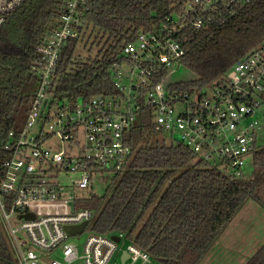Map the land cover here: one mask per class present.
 <instances>
[{"label": "built area", "instance_id": "1", "mask_svg": "<svg viewBox=\"0 0 264 264\" xmlns=\"http://www.w3.org/2000/svg\"><path fill=\"white\" fill-rule=\"evenodd\" d=\"M238 1L248 0H188L180 14L121 46L130 64L115 77L118 95L73 104L56 95L58 68L68 41L85 31L87 0H63L58 22L45 34L32 63L37 88L24 122L9 132L0 161V231L10 238L17 264L80 259L84 264H121L124 252V264L152 263L126 234L94 232L93 211L77 207L88 196L76 194L91 187L94 173L126 167L133 155L126 134L143 108L150 109L156 130L183 143L197 159L235 178L247 175L263 131L264 42L236 62L220 84L179 90L164 84L166 77L155 80L163 69L179 66L184 55L175 35L208 27L211 14ZM23 2L0 0V37L7 17ZM125 68L129 73L124 78ZM28 214L33 218H25ZM84 222L76 235L65 228ZM83 235V241L73 242ZM58 251L62 259L56 257Z\"/></svg>", "mask_w": 264, "mask_h": 264}, {"label": "trees", "instance_id": "2", "mask_svg": "<svg viewBox=\"0 0 264 264\" xmlns=\"http://www.w3.org/2000/svg\"><path fill=\"white\" fill-rule=\"evenodd\" d=\"M188 0H87L86 28L63 49L56 95L76 104L95 96H116L118 71L130 60L121 46L140 31H153L167 16L182 12ZM63 0H24L6 19L0 37V161L9 132L25 119L37 78L32 63L45 34L58 22ZM200 30L175 35L184 55L179 65L197 79L174 84L194 90L220 84L231 67L264 42V0L238 1L211 14ZM106 39L95 58L77 54L86 32ZM169 71L162 70L160 81ZM149 108L126 134L133 155L108 195L81 199L77 207L94 213L91 229L124 233L161 264H200L247 200L264 208V143L252 154L247 175L235 178L197 159L183 143L163 136ZM264 134V116L263 131ZM261 134V136H262ZM0 264H17L11 244L0 231ZM246 264H264V245Z\"/></svg>", "mask_w": 264, "mask_h": 264}, {"label": "rangeland", "instance_id": "3", "mask_svg": "<svg viewBox=\"0 0 264 264\" xmlns=\"http://www.w3.org/2000/svg\"><path fill=\"white\" fill-rule=\"evenodd\" d=\"M100 36L97 31L91 30L86 32V38L82 41L78 48L77 54L81 58H95L99 49L104 45L106 39L98 45ZM126 74L128 68H125ZM124 69V71H125ZM196 75L188 68L182 65H176L169 70L168 75L164 79V84H177L180 82H190L196 80ZM126 83V80L123 79ZM208 94H211L210 89H207ZM125 109L124 107H122ZM264 143V134L260 139V144ZM251 161V160H250ZM248 164V169L251 168V164ZM119 178H116V173L111 170L99 171L93 174L91 187L87 190H81L76 193L78 196H91L92 194L98 196L108 195L107 190L114 188ZM19 223L14 219V226ZM92 225V223H91ZM90 225V227H91ZM89 229H87V232ZM86 235V234H85ZM24 236V235H23ZM25 237V236H24ZM9 243L10 238L7 236ZM83 238V239H82ZM84 240L83 236H77L73 238V242H81ZM264 245V208L258 205L253 200H247L238 214L226 227L221 237L216 244L207 253L200 264H246L248 260L257 253V251ZM83 251H81L82 255ZM56 257L62 259L60 251L56 253ZM119 261H117V264ZM72 264H84L83 260H77ZM153 264H161L158 261H154Z\"/></svg>", "mask_w": 264, "mask_h": 264}, {"label": "water", "instance_id": "4", "mask_svg": "<svg viewBox=\"0 0 264 264\" xmlns=\"http://www.w3.org/2000/svg\"><path fill=\"white\" fill-rule=\"evenodd\" d=\"M25 218H31L32 219L33 215H31V214L25 215ZM86 225H87V222H84L81 225L66 226L65 228L69 234L76 235L78 233H81L84 230ZM113 240H115L116 242H119L120 239L118 236H113ZM127 258H128V254H127V252H124L123 257L121 259V264H124V262Z\"/></svg>", "mask_w": 264, "mask_h": 264}, {"label": "crops", "instance_id": "5", "mask_svg": "<svg viewBox=\"0 0 264 264\" xmlns=\"http://www.w3.org/2000/svg\"><path fill=\"white\" fill-rule=\"evenodd\" d=\"M154 261H155V260L153 259L152 263H149V264H153V263H154Z\"/></svg>", "mask_w": 264, "mask_h": 264}]
</instances>
